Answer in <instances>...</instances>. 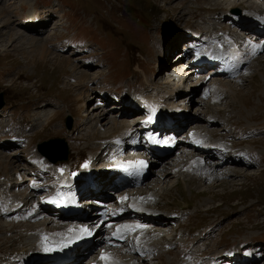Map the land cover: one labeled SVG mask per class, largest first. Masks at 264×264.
I'll return each mask as SVG.
<instances>
[{"label": "rangeland", "instance_id": "obj_1", "mask_svg": "<svg viewBox=\"0 0 264 264\" xmlns=\"http://www.w3.org/2000/svg\"><path fill=\"white\" fill-rule=\"evenodd\" d=\"M258 1L0 0V11L5 9L4 13L0 15V92H4V107L0 110L4 111L3 109L8 106L6 112L2 113L0 111V135L4 140L7 137H26L23 145L14 146L13 143H9L8 147H4L2 144L3 139H0V161L7 162L6 166L4 163L0 164V190L12 202L9 205L7 204V207L11 204H16L15 199L21 197L24 190L22 188L16 190L19 184L14 186L13 189L8 188L6 186L8 181L3 180V177L13 172L14 167H26V155L32 161L39 160L41 157L38 155V151L35 150L39 141L58 135H65L63 133L64 128L61 125L66 114H72L78 118L81 113H84L83 117H86L88 112H91L93 115V118H90L91 121L85 122L80 126V128L83 126V129L88 130V135L84 134L83 136L90 140L102 138L98 137L101 133L109 135L119 131L120 128L115 129L112 119H117V114L115 115V113L123 109L111 106L114 107V113L110 111L112 108L106 105L99 106L97 109L92 107L96 102L95 99L100 98L102 90L105 92L113 88L124 89L127 84H129L130 88L137 85L142 88L149 86L150 93L152 85L155 83L154 88L157 89L159 87L163 96L171 100L170 105L180 104L181 109L188 108L187 123L202 122L206 115L217 117L213 122L202 124L201 132L209 137L219 135L218 131L221 132V129L226 131L223 126H220L224 121L231 122L233 128H245V132L252 129L249 133L244 134L246 135V142L243 146H245L244 148L259 150L263 156L262 161H264V135L259 134L260 131L264 132L262 130V128L264 129V50L256 58L251 59L245 72H239L237 77L222 79L217 76L213 80V84L212 81H209L206 86L211 85L213 94H218L222 98L220 104H213V99L216 96L212 99H206L199 94L193 95L195 91H198L197 87H200L201 83L199 86H191V82L196 80L199 70L193 76L187 77V79L185 78L186 75L182 74V69L184 71L189 65L187 64L189 61H186L189 56L183 59V64H180L184 66V68L179 69L181 74L180 72L174 73L173 69L170 70V66L177 63L178 56L176 54L181 53L184 49L183 45H180L177 49L173 47L169 51L170 56L166 57L164 63L161 62L160 64L161 73H159L160 70L157 72L154 65L161 56L159 53L161 44L172 43L174 39L176 40L177 34L181 36V40H184L186 39L184 35L189 29H207L209 26L215 28L218 25L231 31L230 29L237 28L238 24L230 10L235 8L240 10L244 8L256 9V7L257 10L259 7H263L264 10V1H260V4ZM11 3L13 5H10ZM52 6L56 7V9L53 12H47L49 15L48 22L42 25V30L45 31L44 34L42 30L39 33L35 30L37 29L36 27H40L39 24L36 27L28 28L26 26L27 30L19 27V25L23 26L20 22L29 7H36L40 10ZM47 14L42 19H46ZM41 15H44V13ZM63 17L67 19V24H62ZM237 19L240 21L241 27L245 24L248 26L247 29L254 30V26L253 28L249 27L252 24L247 19L242 17ZM14 33L18 34L12 38L11 35ZM51 34L53 39L67 35L74 39L88 40L87 44L92 47V53L85 57L89 63L87 64L88 69L85 68V63L80 62L82 55L69 57L70 53L60 52L55 49L56 43L53 50L49 51L47 62L39 59L37 55H30L33 48L29 45L31 41L26 39L25 35L36 36L37 39L41 38L50 50L46 40ZM254 35L256 37H254L253 42L260 44L262 39L256 35V32ZM173 45L176 46L174 43ZM246 49L253 50L255 46L252 44ZM176 50H178V53H176ZM58 56H60L59 58L67 56L72 60V63L69 65L55 64L54 60L56 61ZM161 60L163 61L164 59L161 58ZM76 64L78 65L76 68L80 69L76 70V72L81 71L85 74L87 70L88 77L91 78L86 80L87 85L85 82V86L81 84L83 78L73 73L76 68L73 70L71 67L76 66ZM76 77L78 78L75 79ZM169 77L171 81L169 80L168 82L167 78ZM132 78L134 79L130 80ZM199 78L203 82V76ZM178 87H180L179 94L177 93V95L175 94L172 97L170 92ZM79 92H81V96H78ZM36 97L38 98L37 101H35ZM184 97H188V99L186 101L181 100ZM126 98L131 100L132 103L130 97L124 96V99ZM191 98L192 101H189ZM40 99L47 101L39 103ZM51 99L53 105L49 101ZM69 101L71 102L70 109L72 110H69V107L66 106ZM57 110H59L57 114L50 117V114L55 113ZM102 113L107 114V116H103ZM181 113L185 112L181 110ZM58 114H62V116L58 117ZM146 116L147 114L144 112L140 116L138 115L141 119H145ZM179 118V121L183 120L180 116ZM53 120L55 122L47 126V123ZM118 121L123 122V126L127 127L125 121L121 120V118ZM197 122L188 127L191 129L200 126ZM3 128H8V130ZM60 128H63V131ZM207 128L216 129L217 131H211ZM91 131H93L92 136L90 135ZM89 143L91 144L77 140V143H75L76 151H79L82 155L94 153L97 144L95 141H90ZM163 164L168 165L165 170H172L175 167L173 163L170 164L169 160H159L157 164L151 167L149 176L153 178V181L148 182V187L153 186L161 197L165 199L166 204L162 205L163 208H168L169 206L170 209H176L186 205L196 207L198 214H194L191 217L189 221L191 227L205 218L208 212L225 213L229 211L228 215L220 219L215 217L211 219L223 228L221 239L225 243L236 238L264 239V162L260 166L238 167L236 175L233 173L228 178L214 180L209 184L204 183L203 187H197L201 191L193 197H189V192L183 189L182 186L181 188L175 187V179L182 175L176 176L172 174L168 182H163L161 179L158 182V173L164 170ZM11 176L7 180H10ZM101 176L103 178L101 180L97 179L98 181H105L104 179L108 181L109 176L107 174H101ZM183 177L185 176L183 175ZM18 178L17 175V180L14 182H18ZM172 182H174L173 185H171ZM99 183L98 185L100 186L101 182ZM11 184L13 185V183ZM104 184L101 187L105 188L106 184L110 185L111 182H105ZM147 191L148 189L145 192ZM103 192L104 189H101L99 193L103 194ZM20 202L25 203L26 200L22 199ZM84 204L91 205L89 202L86 203V201H84ZM234 207H238L237 210L231 209H235ZM16 209L17 206H14L12 211H16ZM30 211L32 212L29 214L32 215L26 221V224H33L32 226L41 225L34 219L37 218L34 209L32 210L31 208ZM54 214L59 215L60 212L58 211ZM2 217L0 209V252H2L0 261H9V264H15V262L10 261V257L8 258L6 255V250H9L11 254L16 250L26 249V256H21V259L27 256H41L48 252L45 250L46 244L49 248H54L67 235L70 236L71 233L77 234L78 231L77 226L70 228L68 231L66 228L61 229L58 236L52 239L51 235L57 230H50L47 227L52 228L57 225L63 227L65 220L64 218H59L55 220L56 222L46 220L47 222H45L48 226L44 224L39 229L40 235L33 242L32 236L37 231L33 232L29 226L21 225L24 221L13 220L12 223L7 224ZM31 220L32 222H30ZM3 224L8 226L2 227ZM101 231L102 229L100 228L95 233L97 237ZM21 232L23 233L21 234ZM18 235H21V237H18ZM6 236L9 238L4 240ZM45 237H47V240H45ZM27 244L29 246H26ZM6 245L11 246L3 247ZM132 245L134 243H131L129 247L131 248ZM141 245L142 243L140 242L139 247ZM91 248L92 246L88 244L82 250V253L89 251ZM131 250L136 254V259L144 257L143 251H137L139 248H136V250L132 248L129 249L131 254L128 262L136 263L132 262ZM170 252L160 253L152 262L155 264H167L171 255ZM142 264H150V262L144 261Z\"/></svg>", "mask_w": 264, "mask_h": 264}, {"label": "bare ground", "instance_id": "obj_2", "mask_svg": "<svg viewBox=\"0 0 264 264\" xmlns=\"http://www.w3.org/2000/svg\"><path fill=\"white\" fill-rule=\"evenodd\" d=\"M226 1V0H225ZM228 1V0H227ZM236 1V0H235ZM256 1H258V0H256ZM260 1H262V0H259L258 1V3L260 2ZM264 1V0H263ZM229 3V2H228ZM264 3V2H263ZM183 4H184V2H183ZM260 4V3H259ZM228 5V4H227ZM230 5V4H229ZM261 5H263L262 3H261ZM5 10V9H4ZM4 10L2 9L1 11H0V15H1V13L3 14L4 13ZM255 10H257V7H256V9ZM257 11H263V7H259L258 8V10ZM9 12V11H8ZM261 13V12H260ZM7 15V14H6ZM9 16V15H8ZM29 16V15H28ZM252 16H255V15H252ZM10 17V16H9ZM261 17H263L264 18V15H262ZM249 21V20H248ZM250 22V21H249ZM5 23V22H4ZM7 23V22H6ZM37 26V25H36ZM250 28H253V26L252 25H250L249 26ZM29 28V27H28ZM24 30H27V28L26 27H24ZM18 34V33H17ZM17 34L16 33H14L13 35H11V37L12 38H14V37H16L17 36ZM50 34V33H49ZM177 36V37H176ZM175 37H176V40L174 39L173 40V42H172V45H173V43L176 45V46H174L173 45V47H175V49H177V48H179V46L180 45H182V44H184V40H181V36L179 35V34H177ZM179 36V37H178ZM261 36V35H260ZM32 37H34V36H30V35H25V38L26 39H28L29 41H31L30 43H29V45H31V47L33 48L32 50H31V54L30 55H37V56H39V59H41L42 61H44L45 60V62H47L48 61V59H47V56L49 55V51H52L53 50V47L49 44V43H52L51 42V40H52V38H53V36H52V34H51V36H49L48 38H47V40H46V43L48 44V45H50V50H49V48L47 47V45L43 42L44 40H42L41 38H36V36L34 37V38H32ZM256 37V36H255ZM30 38V39H29ZM25 39V40H26ZM31 39H33V40H31ZM181 40V41H179V40ZM183 39V38H182ZM24 40V39H23ZM23 40H21V41H23ZM41 40H42V42H41ZM260 40V39H259ZM21 41H20V43H21ZM40 43V44H39ZM252 44H254V46H255V48H256V45H257V42H251ZM42 44V45H41ZM48 48V49H47ZM185 49V48H184ZM183 49V50H184ZM183 50L181 51V53L180 54H176L177 56H178V59H177V63H175L173 66H170V70H172L173 69V71L174 72H176V73H179L180 72V74H181V70L179 71V69H181V68H184V66L183 65H180L181 63H182V61H183V59H186L187 57H188V55H185L184 54V52H183ZM173 52H174V50H173ZM27 55V54H26ZM168 56H170V54L168 55ZM26 57V56H25ZM33 57H35V56H33ZM60 56H58L57 58H56V61L54 60V62H55V64L56 63H58L59 65H69V64H71L72 63V60L69 58V57H67V56H63V57H61V58H59ZM27 58V57H26ZM36 58V57H35ZM36 59H38V58H36ZM166 59V58H165ZM165 59L162 61L163 63H164V61H165ZM32 60V59H31ZM36 61V60H35ZM167 62V61H166ZM204 63H205V60H200L199 61V65H197V66H193V65H191V64H189L188 66H187V68L183 71V69H182V74L183 75H186L185 76V78L187 79V77H189V76H193V74H195L196 73V71L197 70H201L202 69V65H204ZM161 64V63H160ZM160 64H158L157 63V66H158V69H157V72L160 70ZM183 64V63H182ZM71 66V65H70ZM78 65L76 64V66L74 65L73 67H71L73 70L77 67ZM166 67H167V65H165ZM164 66V67H165ZM166 69V68H165ZM169 69V68H168ZM76 70H80V69H78V68H76L75 69V72L73 71V73H75V74H77L78 75V77H82L83 79H82V82H81V84L83 85V86H85V82H86V80H89V79H91L90 77H88V73L85 71V74H83L81 71H79V72H76ZM170 70H168V71H170ZM84 71V70H83ZM159 73H161V70H160V72ZM91 74V73H90ZM179 75V74H178ZM78 77H76L75 79H77ZM168 79V80H167ZM166 80L169 82V80H170V77L169 78H167ZM201 78H196V80L194 81V82H191V86L192 87H195V86H199L200 85V83H202L201 82V80H200ZM220 79V78H219ZM171 81V80H170ZM79 84V83H78ZM168 84H170V83H168ZM86 85H87V82H86ZM156 84L154 83V85L153 86H155ZM78 88V90H80V88L79 87H77ZM87 88V87H86ZM179 88L180 87H178V88H176V89H174L173 91H171L170 93L172 94V97L173 96H175V94L177 95V93H178V91H179ZM182 88H184V87H182ZM227 88V87H226ZM181 90V89H180ZM243 91H244V89H242ZM246 91V90H245ZM248 91V90H247ZM169 94V93H168ZM179 94V93H178ZM78 96H81V92H79L78 93ZM171 97V96H170ZM80 98V97H79ZM188 99V97H184L183 99H181V100H183V101H186ZM133 100V99H132ZM125 101H129V103H131V100H128L127 98L125 99ZM189 101H192V98H191V100H189ZM40 105V104H39ZM181 107V106H180ZM94 108V107H93ZM97 109V108H96ZM99 111H100V109H99ZM98 111V112H99ZM97 112V111H96ZM105 112V111H104ZM102 115L103 116H107V114H104V113H102ZM99 116V115H98ZM101 116V115H100ZM104 117V118H105ZM142 119H144V118H142ZM145 119H147V116L145 117ZM144 119V120H145ZM180 119V118H179ZM113 120V123H114V126H115V129L116 128H121V127H123V122H119L118 121V119H116V118H113L112 119ZM180 122H182V120H180ZM88 124H90V123H88ZM113 125V124H112ZM4 129V128H3ZM15 158H17V157H15ZM4 162L3 161H0V164H3ZM5 164V166L7 165V162H5L4 163ZM11 164V163H10ZM164 165V164H163ZM168 165H169V163H168ZM168 165L167 164H165L164 166H163V169L164 170H162V171H159V173H158V182H159V180L161 179V181L163 180V182H168L169 181V179L171 178L170 176L172 175V170H165V168H167L168 167ZM101 174L102 173H100V174H97V176H96V180L97 179H99V180H101L102 178H103V176H101ZM236 175V174H235ZM19 179V178H18ZM105 181H98V183L99 182H101V185L99 186L100 188H103V187H101L102 185L104 186L105 184V182L107 183V180L106 179H104ZM165 180V181H164ZM19 182H20V180L18 181V184H19ZM15 183H17V182H15ZM170 183V182H169ZM14 184V183H13ZM100 184V183H99ZM174 184V182H172L171 183V185H173ZM100 194V193H99ZM90 203L91 205L90 206H88V207H86V210H88V211H91L93 208H94V203H92V201H86V203ZM83 204H84V202H83ZM32 206V205H31ZM65 208V205H63L60 209L62 210V209H64ZM24 209H29L28 207H25ZM30 210V209H29ZM57 210V209H56ZM32 211H30V212H28V213H24L22 216H21V218L22 219H24L25 221H27L28 219H30V217H31V215L32 214H29V213H31ZM60 213H62L63 214V212H60ZM20 214H22V213H20ZM139 214V213H138ZM93 216V213L91 212L90 213V217H92ZM63 217H60V219H62ZM65 220V219H64ZM47 222V221H46ZM56 222V221H55ZM58 222H61V221H58ZM50 223V222H49ZM64 223V222H63ZM84 223H87V224H89V225H91V224H96L95 223V221H93V219L92 218H89V219H87L86 220V222H84ZM8 224V223H7ZM7 224H3L2 225V227H7L8 225ZM62 224V223H61ZM11 225V224H10ZM33 225V224H32ZM37 225V224H36ZM44 226V225H43ZM9 228H11V226H9ZM45 228V227H44ZM65 228H67V226H58V227H55L53 230H57V231H53L54 233H55V235H54V233L51 235L52 237V239H54V238H56V236H58V234L61 232V229H65ZM77 229H78V231H77V234H72L71 233V235L70 236H66L62 241H59V243L56 245V246H54V248L53 249H55V250H53V251H48V252H46V253H54L56 250H58V249H62V247H63V245L65 244V243H67L69 240H70V238H73V237H77V238H75V239H71V242H72V244H75V245H77V253H78V255L80 256L81 254H82V250L88 245V243H87V236H83L82 238H78V233H79V230H80V228L79 227H77ZM9 230V229H8ZM47 230V229H46ZM5 231V230H4ZM42 232H43V230H42ZM23 232H21V234H22ZM60 236V235H59ZM18 237H21V235H18ZM9 237H7L6 236V238H4V240L5 239H8ZM79 244H81V245H79ZM4 247V246H3ZM141 247V246H140ZM131 248H132V246H131ZM26 250V249H25ZM136 250V249H135ZM134 250V251H135ZM137 251H140V250H137ZM137 251H135V252H137ZM131 252H132V250H131ZM138 253V252H137ZM170 254V253H169ZM131 257H132V262H137V256H136V254L135 253H133L132 252V255H131ZM139 258V257H138ZM143 258L142 257H140V260H142Z\"/></svg>", "mask_w": 264, "mask_h": 264}, {"label": "snow or ice", "instance_id": "obj_3", "mask_svg": "<svg viewBox=\"0 0 264 264\" xmlns=\"http://www.w3.org/2000/svg\"><path fill=\"white\" fill-rule=\"evenodd\" d=\"M258 47H260L262 50H264V44H260V45H258ZM149 121H151V117H149ZM165 143H167V142H165ZM138 164H139L140 167H146V161H139ZM84 167H88V165L85 164ZM125 199H127V198L126 197H122L121 198V202H123ZM51 202L52 203H58V201H56V200H52ZM96 227H99V225H97ZM135 227L142 228V227H145V226L144 225H136ZM91 235H93V233H92V231L90 229H88L86 227H81L80 230H79V233H78V238H82L83 236H91ZM114 235L117 238H124V235H122L120 229H117V231H116V233ZM75 238H77V237L70 238L69 242H71V239H75ZM45 240H47V237H45ZM63 247H67V243H65L63 245ZM45 250L46 251H53L55 249L49 248L47 246V244H46L45 245ZM101 259L105 261V264H113V262L111 261L110 255L107 254V253L102 254Z\"/></svg>", "mask_w": 264, "mask_h": 264}, {"label": "water", "instance_id": "obj_4", "mask_svg": "<svg viewBox=\"0 0 264 264\" xmlns=\"http://www.w3.org/2000/svg\"><path fill=\"white\" fill-rule=\"evenodd\" d=\"M61 150L64 152L65 151V148L64 147H61ZM45 154H47L45 151H44Z\"/></svg>", "mask_w": 264, "mask_h": 264}, {"label": "trees", "instance_id": "obj_5", "mask_svg": "<svg viewBox=\"0 0 264 264\" xmlns=\"http://www.w3.org/2000/svg\"><path fill=\"white\" fill-rule=\"evenodd\" d=\"M90 201V200H89Z\"/></svg>", "mask_w": 264, "mask_h": 264}]
</instances>
